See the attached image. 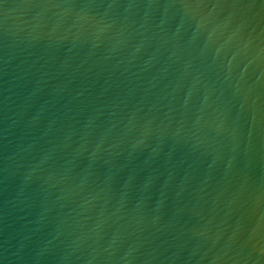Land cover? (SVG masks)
I'll return each instance as SVG.
<instances>
[{
    "label": "water",
    "instance_id": "1",
    "mask_svg": "<svg viewBox=\"0 0 264 264\" xmlns=\"http://www.w3.org/2000/svg\"><path fill=\"white\" fill-rule=\"evenodd\" d=\"M0 264H264V0H0Z\"/></svg>",
    "mask_w": 264,
    "mask_h": 264
}]
</instances>
